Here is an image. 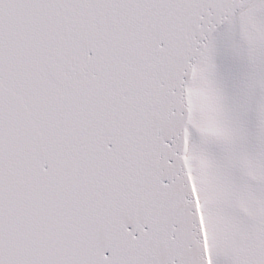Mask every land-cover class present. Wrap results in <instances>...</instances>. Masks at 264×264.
<instances>
[{"label": "snow or ice", "instance_id": "6c2138e0", "mask_svg": "<svg viewBox=\"0 0 264 264\" xmlns=\"http://www.w3.org/2000/svg\"><path fill=\"white\" fill-rule=\"evenodd\" d=\"M0 264H264V0H0Z\"/></svg>", "mask_w": 264, "mask_h": 264}]
</instances>
